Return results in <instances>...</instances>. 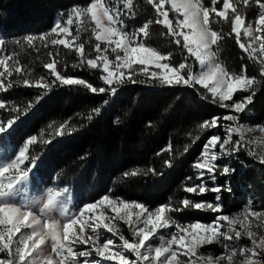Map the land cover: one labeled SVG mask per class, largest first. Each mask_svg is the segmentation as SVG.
<instances>
[{
    "label": "snow or ice",
    "instance_id": "1",
    "mask_svg": "<svg viewBox=\"0 0 264 264\" xmlns=\"http://www.w3.org/2000/svg\"><path fill=\"white\" fill-rule=\"evenodd\" d=\"M146 3L154 9V18L147 19L131 31L126 21L136 19L134 0H88L86 6L74 5L61 12V19L54 22L48 33L28 35L14 41L21 51L27 46L39 52L37 41L44 48L51 45L74 50L79 63L73 64L72 68L100 69L104 73L100 77L104 86L97 87L85 79L63 74L57 67L58 54L53 52H48L50 61L43 63L48 77L52 79L41 76L33 82L27 78L18 54L4 51L5 42L0 39V93H6L16 85V81L10 79L14 75L20 76V82L29 87L51 91L55 87L83 86L93 94H115L118 86L125 83L158 82L162 86L193 88L200 85L210 94H203L201 98L228 110V114L213 115L197 125L201 132L208 130L211 134L192 165L196 180L200 182L186 185L183 191L196 196L206 192L217 193L216 202H197L185 196L178 205L172 204L169 199V202L152 208L143 202L127 201L109 189L99 198L84 203L71 215L66 208L63 209L62 221L55 219L48 213L56 207L59 192L52 194L49 189L46 202L38 207L27 199H15L20 186L29 180L34 171L36 162L30 161L28 153L29 146L37 143V136L27 137L22 141V147L13 144L10 137L15 131L16 120H0V149L5 154L12 153L11 157L0 163V254H3L0 264H235L237 256L243 258L240 264H264V234H258L249 222L257 221L255 228L264 226V210H255L251 202L240 212L220 214L210 223L197 221L184 224L171 215L187 209L222 212L219 195L222 187L216 185L209 188L205 182L207 174V179L215 184L216 172L220 168L218 159L244 151L264 164V149L258 154L250 147L254 143L264 145V122L246 125L238 122L240 117L236 115L247 111L248 105L254 101L257 87L264 81V0H146ZM253 5L258 11L249 22L241 7L247 9ZM221 22L230 25L229 32L216 30L215 25ZM90 24H94L92 31L97 41L94 57L86 54L84 43H76L80 39V32L87 31ZM153 24L163 25L174 43L195 58L200 67L198 73L193 72L187 57L184 58L185 62L173 66L172 53L164 55L146 43L145 38L149 37ZM233 34L243 53L259 63V78L248 74L247 64H242L239 72H233L218 60L220 42ZM242 37L247 40H242ZM109 50L115 54L114 60L109 58ZM134 65L141 67L135 69ZM147 65H154L155 69L163 72H149ZM138 74H143L147 79H136ZM236 93L246 95L234 99ZM0 110H7L11 116L18 112V107L0 97ZM100 112V108L92 109L88 119ZM48 127L52 128L53 125ZM74 131V126H70L67 120L56 128L61 136ZM139 171L136 169L122 175L127 178L137 175ZM234 171L225 165L220 174L227 175ZM192 179L191 176L186 177V180ZM117 221L127 226L130 236L125 235ZM236 225L240 226L239 230ZM101 228L111 235L105 236ZM161 229L173 230L165 236L159 234ZM242 236L251 241L250 248L237 250L228 243ZM157 237L158 245L150 243L151 239ZM213 244H219L224 249L221 255L200 251ZM78 246L87 248L79 250ZM130 256L134 258L130 259Z\"/></svg>",
    "mask_w": 264,
    "mask_h": 264
},
{
    "label": "trees",
    "instance_id": "2",
    "mask_svg": "<svg viewBox=\"0 0 264 264\" xmlns=\"http://www.w3.org/2000/svg\"><path fill=\"white\" fill-rule=\"evenodd\" d=\"M134 3L137 16L135 20L126 21L129 31L140 26L154 12L146 0H135ZM87 4L88 0H0V39L5 42L3 50L18 54L27 78L33 82L41 76L52 79L48 77L43 63L50 61L48 52H53L58 54L57 67L63 74L85 79L97 87L104 86L100 69L72 68L73 64L79 63L74 50L51 45L44 48L37 41L39 52L27 46L21 51L14 43L28 35L48 33L54 22L61 19V12L74 5ZM37 11L39 15L36 14L35 18L33 13ZM256 11L254 7L249 17H253ZM135 21L138 24L133 26ZM25 23L29 25L18 26ZM92 28L94 26L90 24L87 31H81L76 42L84 43L85 52L90 56H93L91 52L96 44ZM215 28L224 33L230 31V25L223 22ZM149 31V37L145 38L149 46L162 54L172 53V65L184 60L185 49L174 43L163 25L153 24ZM72 32L76 34L75 26ZM168 48L170 52H167ZM243 55L234 34L221 41L217 50L218 60L231 71L239 72L241 65L247 64L248 74L259 78L257 66L247 63ZM190 58L189 55L187 61ZM135 78L147 79L143 74ZM10 79L16 81V85L8 92L0 93V97L13 102L18 112L10 116L7 110H0V120H16L15 131L10 137L13 144L21 145L27 137L37 136V143L29 146L28 153L30 161L36 162L31 173L33 183L44 186L57 183L68 188L73 194L75 207L99 198L109 189L127 201L143 202L152 208L169 202V199L172 204L178 205L185 196L197 202H216L217 193L206 192L196 196L183 191L186 185L200 182L196 180L192 165L211 134L208 130L201 132L197 125L213 115L228 114V110L201 98L203 94L210 96L201 86L125 83L118 86L115 94H93L83 86L55 87L46 91L23 85L20 76L14 75ZM240 95L246 93H236L233 98ZM94 108H100L101 112L89 120L88 115ZM247 110L250 113L247 116L236 114L240 117L239 121L245 120L254 125L264 122V81L257 87L254 101ZM65 120L74 126L75 131L58 135L56 128ZM50 124L52 128L48 127ZM219 131L222 133V129ZM166 161L170 163L166 164ZM258 162L244 151L218 159L220 168L216 172L215 184L207 179V174L205 182L209 188L216 185L222 187L219 193L222 212L187 209L171 214L173 219L187 224L197 221L209 223L220 214L240 212L248 202L247 197L253 199L257 210H264V164ZM25 163L32 167L28 161ZM225 165L235 171L221 175ZM136 169L140 171L135 176L125 178L122 175ZM189 176L193 178L190 181L186 180ZM236 241L237 246L243 245L241 239ZM230 242L235 244V240ZM202 251L219 255L222 248L213 244L205 246Z\"/></svg>",
    "mask_w": 264,
    "mask_h": 264
},
{
    "label": "rangeland",
    "instance_id": "3",
    "mask_svg": "<svg viewBox=\"0 0 264 264\" xmlns=\"http://www.w3.org/2000/svg\"><path fill=\"white\" fill-rule=\"evenodd\" d=\"M134 1H135V0H134ZM42 3H43V2H42ZM254 7H256V6L253 5L251 8H247V9L241 7V11L244 10V12H246V13L248 14V13L250 12V10H252ZM34 8H35V7H34ZM32 9H33V8H32ZM34 10H37V9H34ZM30 11H32V10H30ZM257 11H258V9H257ZM257 11L255 12V16L252 17V19H248L249 22H251V20H253V19L256 17ZM32 13H33V12H32ZM36 14L39 15L38 11H37L35 14L33 13V15H34L35 18H36ZM154 16H155V12H153L152 14H150L149 16H147L146 19H145V21H146L147 19H153ZM170 16H171V14H170ZM27 24L29 25V23H25L24 25H18V26H19V27L27 26ZM137 24H138V22H136V21L133 22V26H136ZM241 39L244 40V41L247 40L246 37H242ZM95 42L97 43L96 39H95ZM164 42H165V44H166V43H167V40H165ZM102 46H103V45H102ZM170 50H171V49L168 48V49H167V52H170ZM91 53H92V55H93V56H91V57H94V56H95V52H94V50H92ZM121 54H122V53H121ZM167 54H168V53H165L164 55H167ZM185 56H186V57L189 56V54L187 53L186 50H185ZM109 58L112 59V60L115 59V54L111 53L110 50H109ZM243 58H244V60L247 61V63H251V62L254 63V64L257 66L258 70H259L260 65H259L258 62H256V61L250 59V58L247 56V54H245V53H244V55H243ZM191 59H193V60L190 61ZM190 60L187 61V63H189V64L192 65V68H193V72H194V73H198V72L200 71V67H199L198 62L195 61V58L192 57V56H191ZM183 61H184V60H183ZM183 61H180V62H183ZM176 65H178V64H176ZM176 65H173V66H176ZM140 67H141L140 65H137V67H135V69H139ZM146 67H148L149 72H151V71H159V72H161V73L163 72V70H157V69H155L154 65H147ZM101 72H102V71H101ZM103 74H104V73H103ZM116 74L118 75L119 73H116ZM169 75H171V73H169ZM157 83H158V82H157ZM158 84H159V83H158ZM159 85H161V84H159ZM163 86H167V85H163ZM199 86H200V85H199ZM167 87H172V86H167ZM241 114H243L244 116H247V115H249L250 113H249V111L247 110V111H245L244 113H241ZM238 122H242V123H244V124H246V125H254V124H252V123H250V122H247V121H245V120H244V121H238ZM222 132H223V130H222ZM257 135H260V134L258 133ZM234 138H235V137H234ZM21 147H22V146H21ZM250 147H251V149H252L253 151H256L258 154L261 153L262 149H264V145H257V144H255V143L252 144V145H250ZM0 153H1V152H0ZM223 158H224V157H223ZM223 158H222V159H223ZM251 158L254 159V160L259 161L258 159H255V158H253V157H251ZM258 163H260V162H258ZM24 185H25V184H24ZM20 188H23V186H20ZM20 188H19V190H20ZM43 190H44V185L40 184V185L38 186V191H37V192L35 191V193L38 194V197H35V198H26V196L23 195V196H21V197L16 196L15 199L18 200V201L21 200V199H27L28 201H30V202L32 203V205H33L34 207L42 206V204H43L44 202H46V198H47V196L49 195V190H48V189L45 190V191H43ZM51 190H52V194H55V193L59 192V193H60V196L63 195V193H65V192H64L65 190H54V189H51ZM39 192H40V193H39ZM60 196H59V198H58V203H57L56 207H55L52 211H50V212L48 213V215H50L51 217H53V218H55V219H59V220L62 221V220H63L62 210H63L64 208H63V205H62L61 202H60ZM247 200H248V202H247V204L244 206V208H245L246 206H248L249 202H251L252 207H253L255 210H257V209H256V206H255V204H254V202H253V199L247 197ZM244 208H243V209H244ZM243 209H242V210H243ZM76 210H77V209H75V210H73V209H69V210H67V211H68V214L71 215L72 213L76 212ZM109 214H110V215H114V214H112V213H109ZM249 222L253 224V227H254V229L258 232V234H264V226H261L260 228H255V223H257V221H255V220H250ZM117 223L120 225L121 229L125 232V235H126V236H130V235H131V234L127 231V226L124 225L122 221H117ZM209 223H210V222H209ZM184 224H187V223H184ZM236 228H237V230H239V229H240V226H239V225H236ZM172 230H173V229H161V230L159 231V234H162V235L167 236V235H168V232H169V231H172ZM221 230L223 231L224 229H221ZM100 231L103 232L105 236H110V235H111L110 233H106L105 230H104L103 228H101ZM240 239L243 241V243H242L243 245H241V246H237V245H236V242H237L236 240H235V244H233V243H231V242H228V243H230V245H231L232 247L236 248L237 250H239V249L242 248V247H248V248L251 247V241H250L247 237L242 236ZM117 242H119V241L117 240ZM150 243H152L153 245H158V244H159V239H158V237H157V238H153V239H151ZM216 246H217V248H220V247H221V245H219V244H216ZM86 248H87V246H78V249H79V250H85ZM203 248H204V247H203ZM203 248L200 249L201 252H203V251H202ZM221 248H222V247H221ZM223 251H224V249L222 248V253H223ZM222 253H221V254H222ZM221 254H219V255H221ZM0 256H3V254H0ZM131 258H134V257H131V256H130V259H131ZM81 259H83V258H81ZM242 259H243V258L240 257V256L235 257V264H240V261H241ZM106 264H116V262H106Z\"/></svg>",
    "mask_w": 264,
    "mask_h": 264
}]
</instances>
